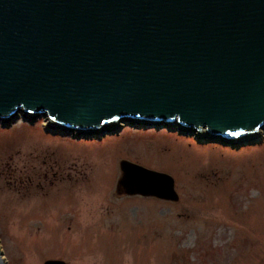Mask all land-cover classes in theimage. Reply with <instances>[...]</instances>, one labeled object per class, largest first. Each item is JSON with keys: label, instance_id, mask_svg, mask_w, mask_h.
<instances>
[{"label": "water", "instance_id": "95a60500", "mask_svg": "<svg viewBox=\"0 0 264 264\" xmlns=\"http://www.w3.org/2000/svg\"><path fill=\"white\" fill-rule=\"evenodd\" d=\"M18 117L77 137L144 126L260 143L264 0H0V126ZM120 170L126 192L176 199L168 174Z\"/></svg>", "mask_w": 264, "mask_h": 264}, {"label": "rangeland", "instance_id": "374dc122", "mask_svg": "<svg viewBox=\"0 0 264 264\" xmlns=\"http://www.w3.org/2000/svg\"><path fill=\"white\" fill-rule=\"evenodd\" d=\"M240 147L174 127L116 134L0 126L5 264H264V132ZM122 161L168 174L175 200L128 193Z\"/></svg>", "mask_w": 264, "mask_h": 264}]
</instances>
